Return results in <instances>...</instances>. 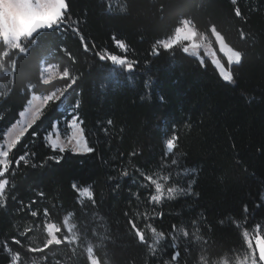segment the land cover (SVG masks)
<instances>
[{
  "label": "trees",
  "instance_id": "1",
  "mask_svg": "<svg viewBox=\"0 0 264 264\" xmlns=\"http://www.w3.org/2000/svg\"><path fill=\"white\" fill-rule=\"evenodd\" d=\"M67 4V27L44 28L22 39L21 48L0 40V137L33 94L69 82L59 77L43 84L44 62L76 77L69 92L73 104L79 102L70 113L52 105L34 129L39 135L22 138L13 164L0 177L9 181L0 206V264H12L17 253L19 264H90L89 247L99 264H238L249 253L244 232L264 225V0ZM182 19L191 21L197 36L211 39L226 68L228 57L219 51L215 34L242 57L229 69L234 83L223 81L203 53L205 66L183 53L182 44L153 53V45ZM104 50L126 55L134 70L100 61L95 52ZM73 114L96 151L86 157L67 152L55 164L48 160L57 153L46 133L54 119L66 121ZM173 125L179 141L166 158ZM25 152L29 163L17 167L16 156ZM185 169L194 170L183 176L190 192L150 202L155 186L144 176L178 177ZM73 183L88 186L94 199L81 200ZM67 213L73 215L78 244L45 247V224L55 223L63 240ZM129 221L143 233V243ZM152 233L161 234L158 243Z\"/></svg>",
  "mask_w": 264,
  "mask_h": 264
},
{
  "label": "snow or ice",
  "instance_id": "2",
  "mask_svg": "<svg viewBox=\"0 0 264 264\" xmlns=\"http://www.w3.org/2000/svg\"><path fill=\"white\" fill-rule=\"evenodd\" d=\"M67 11H68V4L67 0H62L61 6H59V12L57 16L54 17V22L51 24V26H46V30L52 31V30H60L62 28L67 27ZM239 10H237V15H239ZM41 31L40 29L37 30V32ZM73 31L78 32V28H74ZM115 39V38H114ZM81 41L83 43V37H81ZM116 45L121 48L125 49L126 51V45L124 42L120 40H116ZM179 46L177 42L169 43L168 38L160 39L156 42V44L153 45V53L156 55L160 54V50L164 51H171L175 47ZM85 52L90 51L88 45L86 43L83 44ZM63 52H67V49H64L61 47L60 49ZM181 51L185 54H188L194 58L199 59L201 66H205L204 59L200 55V51H198L195 48L189 49L187 47H182ZM69 57L71 58V53H68ZM95 55L98 57L100 61H109L115 66L122 67L124 71L131 72L134 70V63L129 61L127 59V56H120L116 54H112L110 52L104 51H98L95 52ZM227 58V57H226ZM242 60V57L237 55V57L233 60H228V67L226 68L225 64L222 63L218 58L211 60L212 65L217 70L218 75L221 77V79L228 83H234V75L233 72L230 69L231 65L240 64ZM44 71L49 73V77L42 78L43 84H49L55 77L59 76L61 79L68 78L69 82L66 84V86L62 89H55L51 92H49L47 95L44 96H38L33 95L31 99L28 100L27 104L28 106L24 108L21 112L18 113L19 119L16 120L12 125L7 129L6 133H4L3 137H0L2 139V143H0V177H4L5 173H7L13 164L12 156L15 154V150L17 147L21 144L22 138L25 137L29 132H32L33 136H38L39 133L35 132L34 129L37 127L39 122H42V120L46 117L49 108L52 105H55V108L58 109L61 105L64 106V112L70 113L74 112L76 108L79 107V102L76 101L74 104L71 100V93L69 92V89L72 88V86L76 83V77H71L70 73L67 68H65L62 72L59 71L55 65H49L47 68L44 69ZM161 100H163V97H161ZM68 132H66L65 137L61 139L60 135H57L60 127V120L54 119L50 123V129L52 131L46 133V142L48 146L51 148V150L54 153H57L56 155H52L48 157V160L54 162L55 164H60L61 161L64 159V154L67 152H71L74 155L86 157L93 154L96 150L94 147L90 146L85 134L84 129L82 127V122L79 120L78 115H72L71 119L66 122ZM108 124L111 125L112 121L109 120ZM173 132L170 138L166 140L165 143V150H164V156L167 158L170 156L174 149L177 148V144L179 141V137L175 134V126L173 125ZM106 131V130H105ZM55 136V138H53ZM135 155V153H133ZM29 153L25 152L23 155L16 156L15 159V165L18 167L21 162H23L25 165L29 163L28 159ZM171 163L173 165L177 164L176 159H172ZM43 166V165H41ZM33 167H36L34 164ZM125 176L128 175L127 172L124 173ZM143 175V173L141 174ZM144 179L148 182H150L151 185L155 186V195H152L150 198V202H160L163 197V185L162 183L158 182L157 179L153 178L151 175L144 176ZM163 179L165 181L171 180L172 177L164 176ZM9 181L7 179H0V206H3L4 204V191L6 186L8 185ZM74 190H77V184L73 183L72 185ZM187 190L190 192L191 190V184L187 186ZM168 192V198L171 199L173 196L178 194H186L185 190L183 188H175V187H169L167 189ZM78 194L80 196H85L88 199H94L93 193L90 191L89 188L84 187L83 189L78 190ZM43 195V194H41ZM35 203V201H33ZM245 211H247V206H245ZM31 216L35 217L37 216V212L32 211ZM44 215L47 217L49 215V212L47 209L44 210ZM129 223L132 225L133 229L136 232V235L141 243L145 241V237L143 233L136 228L134 221H129ZM64 224L69 231L73 228V225L68 223L67 218L64 220ZM49 226L52 227L53 231L48 232L47 235L50 239L53 240V243H48L46 240L45 247L52 246V245H60L64 242L72 243L76 237L73 235L72 240L69 239V236H64L63 240H61L58 237V233L61 232V229L55 224V223H48L46 224V228ZM259 227V226H257ZM176 226H173V230H175ZM153 231H155L153 229ZM181 231L184 232V236H188V232L186 230L181 229ZM71 234V233H70ZM248 233L245 232L244 236L247 237ZM157 240L161 239V234H156ZM264 240V238H257V241ZM15 243H19V241H14ZM173 248H175V244L172 245ZM30 251H36V249H30ZM179 256V252H174L173 254V260H176V258ZM19 260V253L12 256V264H16V262ZM90 264H92L90 260Z\"/></svg>",
  "mask_w": 264,
  "mask_h": 264
},
{
  "label": "rangeland",
  "instance_id": "3",
  "mask_svg": "<svg viewBox=\"0 0 264 264\" xmlns=\"http://www.w3.org/2000/svg\"><path fill=\"white\" fill-rule=\"evenodd\" d=\"M62 0H0V40H5L9 44L21 48V40L26 39L29 36V27L35 19H42L45 21L46 26H51L54 22V17L57 16L59 12V6H61ZM169 39V43L177 42L178 44H182L183 47H187L189 49L195 48L200 53H203L205 56L212 60L219 57L216 54V50L213 46V43L209 37L204 35L197 36V32L189 19H182L180 24L172 31V33L165 37ZM163 39V38H161ZM224 53L228 57L229 60L235 59L234 53H231L227 50H224ZM50 64L44 62L41 66V76L42 78L49 77V73L44 71ZM56 68L61 71L57 65ZM62 72V71H61ZM59 78V76L55 77ZM54 78V79H55ZM57 88V89H62ZM38 96H44L47 94H33ZM32 95V96H33ZM31 96V97H32ZM31 99V98H30ZM28 104L25 105L26 108ZM77 115V114H73ZM19 119V118H18ZM71 117L66 121L60 122V127L57 135H60L61 139L65 137L66 132H68L67 121H69ZM7 131V130H6ZM5 131V133H6ZM52 131V130H51ZM55 138V136H53ZM2 143V141L0 142ZM166 143V142H165ZM193 169H185L184 171H180V176H174L171 180L165 181L163 174H156L153 178L157 179L158 182L163 185V197L162 200L168 199L167 189L169 187L175 188H183L185 191L187 190L188 181L183 178V176H187L193 173ZM4 179V178H0ZM84 187L89 188L88 186L77 187V192ZM90 189V188H89ZM91 191V190H90ZM155 191L154 194L155 195ZM179 195V194H178ZM177 196V195H175ZM173 196V197H175ZM81 200L88 199L85 196H80ZM67 218L68 223L73 225V228L69 231L67 230L65 224L64 227L66 229V236H69V239L72 240V236L74 235L76 239L72 242V244H78V233L75 228V222L73 219L72 213H67L63 222ZM52 223V222H47ZM45 229L46 232H52L53 229L51 226ZM71 233V234H70ZM245 233V232H244ZM248 233V232H247ZM157 233H152L153 242L158 243L159 240L156 238ZM257 238H264V225L259 229H253L250 233H248L247 237H245L247 245L249 247V253L240 258L238 260V264H264V240L257 241ZM48 242H53L52 239L48 237ZM87 255L89 262L91 260L92 264H99L97 258L94 256L92 249L87 248ZM16 264H19L16 262Z\"/></svg>",
  "mask_w": 264,
  "mask_h": 264
},
{
  "label": "water",
  "instance_id": "4",
  "mask_svg": "<svg viewBox=\"0 0 264 264\" xmlns=\"http://www.w3.org/2000/svg\"><path fill=\"white\" fill-rule=\"evenodd\" d=\"M44 28H46L45 21L42 19H38V18L35 19L29 27V36H33L37 34L38 29L43 30ZM215 38H216L218 49L220 52L223 53L224 50H227L231 53H234V55L237 57V54L224 42V40L218 34H215Z\"/></svg>",
  "mask_w": 264,
  "mask_h": 264
}]
</instances>
